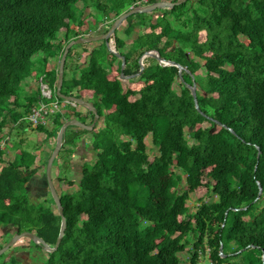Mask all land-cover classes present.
<instances>
[{"label":"trees","instance_id":"1","mask_svg":"<svg viewBox=\"0 0 264 264\" xmlns=\"http://www.w3.org/2000/svg\"><path fill=\"white\" fill-rule=\"evenodd\" d=\"M89 1L110 19L137 0H0V137L26 128L56 137L68 119L91 121L93 111L79 105L83 112L71 106L53 115L52 128L33 126L26 117L41 92L23 88L37 74L34 55L63 54L60 32L65 43L87 35L77 5ZM123 22L125 37L116 29L109 43L98 40L78 75L68 78L72 47L67 54L62 92L94 99L103 124L93 130L70 125L64 132L62 148L71 153L92 132L96 157L90 169L83 165L79 181L65 168L59 175L78 187L59 193L65 233L44 264H200L203 254L211 264H235L241 255L237 264H264V0H186ZM138 27L141 33L123 51ZM149 50L155 59L159 52L162 63L140 62ZM116 52L125 56L124 74L140 72L126 87ZM149 134L156 155L148 152ZM33 149L19 148L0 170V229L11 236L29 230L54 246L61 215L47 199L31 198L29 183L42 164ZM192 193L199 194L195 211ZM184 250L187 259L179 256ZM0 258V264H24L8 251Z\"/></svg>","mask_w":264,"mask_h":264},{"label":"rangeland","instance_id":"2","mask_svg":"<svg viewBox=\"0 0 264 264\" xmlns=\"http://www.w3.org/2000/svg\"><path fill=\"white\" fill-rule=\"evenodd\" d=\"M138 1V0H137ZM152 3L151 0L148 4ZM139 4H136V1H134L129 7H126L127 10L131 7H138ZM142 6V5H141ZM81 8H83V16L85 18V27L84 30L86 32V36H91V35H98L101 34L104 31V28H106L107 25H109L112 21L113 18H115L114 13L111 14L110 19L104 17L103 15L100 14V11H98V9L96 7L93 6V3L91 1L88 2L87 5H83L82 2H79L77 5V10L79 12H81ZM124 12V11H123ZM95 18H99L101 19V24L99 23V21H94ZM107 20L109 21V23H107ZM114 20V19H113ZM126 22H122L118 29V34H120L121 36L125 37L124 34V29L126 27ZM141 29L142 27H138L133 33L132 35L127 38L126 40V45L122 48L123 51H128V49L133 45V40L137 37L138 33H141ZM59 39L62 41V43L64 44V47L66 46L67 43H65V34L64 32H60L59 34ZM101 41H90V42H86V43H79V44H74L72 46V49L74 50V54L73 56H69L68 60H67V78L71 77L73 74L78 75L77 72L79 71V68H81L82 66H84L89 59V53L91 51L92 48L94 47H98L100 45ZM114 42L113 40L110 41V45L113 46ZM47 56V61L44 60V56ZM62 56V55H61ZM60 59L61 57H58V55H56L55 50H51L46 52V54L44 52L36 54L33 56V73L37 72L39 74L45 72L49 74V76L45 77V80L48 81L51 85V78L54 75V69L60 64ZM144 60L145 63H149L150 61H157V59L154 58V54H147L144 56ZM119 60H116L115 63L117 64ZM65 71V69H64ZM197 73H199V75H204V69L201 68L197 71ZM47 74V75H48ZM126 78L123 79V83L124 86L126 87L127 85L131 84L134 80L137 79L133 78V79H127ZM39 79L37 80L38 83ZM52 86V85H51ZM174 88L177 91H180L181 89V83L180 80H176L174 83ZM201 90V89H199ZM75 94H77L76 90L74 91ZM56 98H57V94L55 92ZM87 97V96H86ZM60 102L63 105V103L65 102V98L60 97ZM131 99H133V97H131ZM93 101L94 99H88ZM71 104L66 103L64 105V108L66 110H69L71 108ZM77 108L79 110H81L82 112L85 110L83 108H81V106H77ZM83 114V113H82ZM52 119V117H51ZM83 119H85L87 122L90 121V117H83ZM86 122V123H87ZM103 124V120L102 118L99 119L96 122V128L99 129ZM205 126H209L210 123L209 122H205L204 123ZM48 128H52L53 124H52V120L47 124ZM93 130V129H92ZM185 133L188 135V129L186 128ZM84 136V142L81 143V145H79L78 148L74 149V152H68L66 151L64 148L61 147L58 155L55 158L54 164H53V169H52V176H53V180H54V184H55V188L57 190L58 193H65V192H72L75 191L78 187L77 184H74L73 186H70L66 180H60L59 179V175H64L65 172H63V169H66V172L68 174L69 177L73 178L75 181H79V178L82 176V172H83V165H85L86 167H88L89 169L92 167V165L94 164L95 161V157H96V153L95 151L92 149L91 144H92V136L93 133L92 132H86L83 134ZM189 139V142H193L192 137H187ZM23 140V145L20 146L19 141ZM50 140V137H47V133L44 131H39L36 130L34 128H26L23 132H19L18 129H16V131H11V140L9 141V145H8V152L11 153H17V151L19 150V148H25L28 150H32L33 148H37L36 153H37V158H36V163L39 160V172H38V176H36L35 178H33L31 180V182L29 183V189L32 193L31 194V198L33 200H37L39 202H43L45 199H47L48 203H50L51 207L54 210H57V206L54 202V199L52 197V194L50 192V189L48 187L47 181H46V176H45V171H46V165L44 160L48 159L49 156L51 155L53 149H54V142L53 145L49 146L50 148L48 150H44L41 149L43 147H45V143H48ZM80 140V138L77 140V142ZM146 143H147V148H148V152L150 155H156L158 154V148L156 145L153 144L152 141V135L149 134L146 137ZM76 142V144H77ZM84 143V144H83ZM50 144V143H49ZM34 150V149H33ZM73 154V155H72ZM72 157H75V160L71 162ZM66 160H70L69 162ZM65 162H68L70 164V166L67 163V166L65 164ZM72 164V165H71ZM66 166V167H65ZM73 169V170H72ZM45 176V177H44ZM198 197L199 194L198 193H192L189 199L190 202V206H191V210L195 211L197 203H198ZM209 200L211 199H217V197L211 196L208 197ZM143 224L146 225L147 222L143 221ZM2 229H0V244H5L7 243L11 238V234H2L1 232L5 231V229L3 231H1ZM26 231V230H23ZM25 249L26 250V256H29L32 260L30 262V260H28L27 257H21L20 256V249ZM240 251V250H239ZM8 252L13 253L14 256L17 257L18 260H23L24 262L28 263V264H44L48 261L49 258V251L45 250L43 247L38 246L31 238L24 236L19 238V240H17V242L14 244V246H12ZM29 253V254H28ZM179 256L182 259H187L188 256V252L187 250L181 251L179 252ZM243 256H239L237 258L232 259L233 262H235V264L237 263H242V258ZM2 260V258H0V261ZM200 264H211L210 258L208 257V254H203L201 257V261Z\"/></svg>","mask_w":264,"mask_h":264},{"label":"water","instance_id":"3","mask_svg":"<svg viewBox=\"0 0 264 264\" xmlns=\"http://www.w3.org/2000/svg\"><path fill=\"white\" fill-rule=\"evenodd\" d=\"M186 0H156L150 4L144 5V6H138V7H134V8H129L128 10H125L124 12H122L119 16H117L111 26L109 27V29L101 34L98 35H91V36H81V37H77V38H72L67 45L65 46L64 52L61 56L60 59V64H59V70H58V79H57V86H56V94L62 98L65 99H69L71 101L76 102L78 105L84 106L87 109L93 111L94 113V120L91 123H86L83 122L77 118H72V119H68L66 120L61 128L59 129L56 138H55V146L54 149L51 153V155L48 158V162L46 165V171H45V176H46V181L48 184V187L50 189V192L52 194V197L54 199V202L59 210V213L61 215V226H60V232L57 238V242L54 246H50L49 244H47L45 242V240L40 237L39 235H37L35 232L26 230V231H21V232H16L12 238L5 243L1 248H0V254L7 252L12 246H14V244L17 242V240H19V238L27 236L29 238H31L35 243L41 244L42 247L49 251V252H53L60 244L61 239L65 233V227H66V217L63 214V208H62V204L60 201V196L59 193L57 192L56 188H55V184H54V180H53V176H52V169H53V164L55 161L56 156L58 155L62 145H63V135L64 132L66 130V128L70 125H76L88 130H92L97 122V120L99 119V114L97 111L96 106L94 105L93 101H89L87 99H83L80 98L76 95H71V94H66L64 92H62V84H63V79H64V67H65V63H66V58H67V54L69 49L74 45V44H79V43H86V42H90V41H96V40H106L107 43H109L108 39L111 36V34L119 27V25L131 14H135V13H143V12H151L155 9L158 8H162V7H173L175 4H180L182 2H184ZM151 53V50L146 51L140 58V62L142 61V58ZM157 53V61L162 63V59L160 57L159 52ZM117 56L122 58V71H121V76L125 77V78H131L133 76H138L140 74L136 73L135 75H126L123 72V67L125 65V56L119 52H116ZM173 61H166V64H170ZM141 67L143 68V64L141 63ZM192 88V93L194 96V100L195 103L198 106V99H197V85L193 84L191 86ZM262 191V188L260 186V192Z\"/></svg>","mask_w":264,"mask_h":264},{"label":"built area","instance_id":"4","mask_svg":"<svg viewBox=\"0 0 264 264\" xmlns=\"http://www.w3.org/2000/svg\"><path fill=\"white\" fill-rule=\"evenodd\" d=\"M150 0H138L136 4L139 6L147 5ZM107 23L109 21L107 20ZM46 75H41L38 81V88L41 92V98L32 108L30 113L27 115V120L33 126L37 125H47L51 121V117L64 108L66 103L77 107L78 104L69 99H64L63 105L60 102L59 97L56 98L55 92L56 87H52L48 81L45 80ZM11 140V135L8 131H3L0 137V170L8 163L11 159L8 152L9 141Z\"/></svg>","mask_w":264,"mask_h":264},{"label":"crops","instance_id":"5","mask_svg":"<svg viewBox=\"0 0 264 264\" xmlns=\"http://www.w3.org/2000/svg\"><path fill=\"white\" fill-rule=\"evenodd\" d=\"M34 73H36V72H34ZM37 74H39V73H37ZM37 74H36V75H37ZM44 74H45V72L39 74V77H40L41 75H44ZM36 75H35V77L30 76V77L27 78V80L24 82L23 88H24L25 90L31 92L32 90H37V89H38V83H37V80L39 79V77H37ZM5 130H7V129H5ZM15 131H16V130H15ZM55 138H56V137L51 136L49 142H48V143H45V147H43V148H41V149H43V151H44V150H48V149L50 148L49 146L53 145V142L55 143ZM83 138H84V136L82 135L81 138H80V140L77 142L76 146H74V149H75V148H78L79 145H81V143L84 142V139H83ZM49 143H50V144H49ZM83 144H84V143H83ZM53 146H55V144H54ZM51 147H52V146H51ZM13 155H14V153H11V152L9 153L10 158H11ZM72 155H73V154H72ZM73 159L75 160V157H72L71 162L74 161ZM72 163H73V162H72ZM71 165H72V164H71Z\"/></svg>","mask_w":264,"mask_h":264},{"label":"flooded vegetation","instance_id":"6","mask_svg":"<svg viewBox=\"0 0 264 264\" xmlns=\"http://www.w3.org/2000/svg\"><path fill=\"white\" fill-rule=\"evenodd\" d=\"M107 31V30H106ZM136 73H131V74H127V75H135ZM139 76V75H138ZM138 76H133V77H131V78H126L125 80H127V79H132V78H136V77H138ZM125 78V77H124ZM93 120H94V116L91 118V121L89 122V123H91V122H93ZM98 121V120H97ZM11 231V230H10ZM16 232H18L17 230L16 231H12V236L16 233ZM19 254H20V256L21 257H27L28 258V260H30V262H31V258L29 257V256H26V250L23 248V249H20L19 250ZM29 254V253H28ZM22 262L24 263V264H28V263H26V262H24L23 260H22Z\"/></svg>","mask_w":264,"mask_h":264},{"label":"bare ground","instance_id":"7","mask_svg":"<svg viewBox=\"0 0 264 264\" xmlns=\"http://www.w3.org/2000/svg\"><path fill=\"white\" fill-rule=\"evenodd\" d=\"M186 8V7H185Z\"/></svg>","mask_w":264,"mask_h":264}]
</instances>
